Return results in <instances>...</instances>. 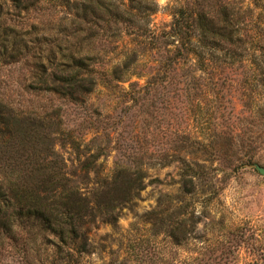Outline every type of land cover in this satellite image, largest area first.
<instances>
[{
  "label": "rangeland",
  "instance_id": "rangeland-1",
  "mask_svg": "<svg viewBox=\"0 0 264 264\" xmlns=\"http://www.w3.org/2000/svg\"><path fill=\"white\" fill-rule=\"evenodd\" d=\"M49 1L28 13L2 8L0 34L9 26L49 44L43 53L31 46L30 54L14 58L0 44V108H15L48 128L54 155L92 213L70 245L54 228L0 231V264H264V176L256 168H264V82H253L264 78V0L201 2L222 19L230 3L241 21L236 41H221L216 52L227 63L217 60L201 71L197 62L167 67L164 48L150 42V31H169L175 13L196 7L194 0H155L158 10L142 36L130 34L131 21L112 23L109 33L103 23L92 27L87 32L100 36L83 74L95 77V85L74 99L61 95L46 62L38 68L37 61L53 55L52 36L62 29L63 10ZM116 67L122 82L110 80ZM57 123L87 150L73 151L56 134ZM91 155L101 178L123 169L132 179L140 173L128 202L119 203L116 193L114 202L95 198L104 190L99 178L80 169Z\"/></svg>",
  "mask_w": 264,
  "mask_h": 264
},
{
  "label": "trees",
  "instance_id": "trees-1",
  "mask_svg": "<svg viewBox=\"0 0 264 264\" xmlns=\"http://www.w3.org/2000/svg\"><path fill=\"white\" fill-rule=\"evenodd\" d=\"M41 0H0V28L2 27V8L9 5L13 9L34 11ZM57 3L55 8L63 10L58 18L62 29L52 36L53 55L43 56L37 61L38 68L46 62L52 72L53 82L63 97L75 98L88 93L95 85V77L83 74L92 61V46L96 40V33H88L92 27L103 23V31L110 32L111 24H129L132 22L130 34L142 36L148 30L150 17L158 10L155 0H128V5L116 0H50ZM209 0H194L199 7L180 8L175 13L170 29L156 35L150 31L153 41L161 45L167 53L165 63L176 65L179 62L187 64L197 62V70L208 68L217 60L225 61L226 57L218 58L217 54L223 50L220 42L234 43L236 27L240 24L239 9L227 3L224 8L223 19L213 12ZM54 8V9H55ZM196 8V9H195ZM238 11V12H237ZM62 12V11H61ZM103 12L106 20H101L98 13ZM2 21V22H1ZM104 21V22H103ZM2 23V24H1ZM147 26V28H146ZM132 30V31H131ZM105 35V34H103ZM219 36L220 39L215 38ZM227 36V37H225ZM34 41V44L31 43ZM1 53L9 54L13 58L30 54V47L37 46V51L43 53L49 42L41 40L32 33H16L9 26H4L0 34ZM236 49V48H235ZM219 51V52H217ZM226 52L229 50L226 49ZM51 52V54H52ZM217 52V54H216ZM32 54V53H31ZM89 61V62H88ZM194 65V64H193ZM45 66V65H44ZM128 65L125 64V68ZM46 68V70H47ZM90 70H93L91 68ZM87 75V77H86ZM110 80L118 83L124 79L118 67L110 74ZM255 87L264 82V78H253ZM0 108V231L14 234L23 224L30 228L37 227L43 231L57 232L60 241L74 242L77 228L83 223L84 217L92 213L89 199L81 194L77 185L65 171L64 163L54 155L52 140L46 128L38 124L37 119L24 118L17 109ZM42 118L40 117V120ZM58 120V118H57ZM56 134L62 138L78 155L87 150H80V144L70 131L62 128L60 123L54 124ZM6 137V138H4ZM4 138V139H3ZM45 151L51 155L38 157ZM97 155L86 158L81 165V171L87 178L93 172L99 179L98 188L93 193L95 198L109 201L113 194H120L119 203L128 202L132 198L135 185L140 187V173L129 169L104 175L102 178L95 169ZM8 177V181L4 179ZM116 199H112L114 202ZM110 205V204H109ZM112 205V204H111ZM192 217L191 220H196ZM192 225L197 221L191 222Z\"/></svg>",
  "mask_w": 264,
  "mask_h": 264
},
{
  "label": "water",
  "instance_id": "water-1",
  "mask_svg": "<svg viewBox=\"0 0 264 264\" xmlns=\"http://www.w3.org/2000/svg\"><path fill=\"white\" fill-rule=\"evenodd\" d=\"M256 168H257L258 172H259L261 175L264 176V168H260V167H257V166H256Z\"/></svg>",
  "mask_w": 264,
  "mask_h": 264
}]
</instances>
